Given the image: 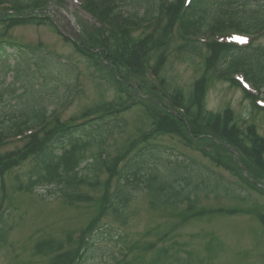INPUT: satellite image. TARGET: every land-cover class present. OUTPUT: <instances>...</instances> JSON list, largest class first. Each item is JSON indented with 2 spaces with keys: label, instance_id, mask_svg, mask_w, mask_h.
<instances>
[{
  "label": "trees",
  "instance_id": "1",
  "mask_svg": "<svg viewBox=\"0 0 264 264\" xmlns=\"http://www.w3.org/2000/svg\"><path fill=\"white\" fill-rule=\"evenodd\" d=\"M43 1L0 0V28L4 30L2 33L5 34L8 30L21 25L49 24L55 30V25L47 17L23 15L25 8L42 7ZM142 1L149 0H129V3L132 2L133 7L137 9L142 8ZM163 1L159 2V5L152 3L153 8L151 6L145 8L141 15L134 10L131 14L133 16L125 19L120 16L121 7H114V0H85L84 8L98 22V26L94 28L95 38L86 36L82 38L80 44H76L59 33L66 42H72L73 49L85 60L86 67L93 68L97 73L98 86L103 85L101 83L103 81L114 93L111 100L101 102L94 108L102 110L103 114L81 122L76 121L77 123L73 122L77 116L61 121L59 113L49 111L43 99L41 97L37 99L39 94L35 97L36 92H33L32 85L23 84L21 91L17 93L19 89L16 84L21 82V72L27 65H23L22 62L26 63L31 56H35L38 61L50 57L42 52L35 53L28 46L10 43L5 35L0 34L2 37L0 60L11 54L16 56L17 61L23 60L15 64L18 66L15 67L16 76L8 85L0 82V149L7 147L10 138L24 131H31L24 136L22 144L0 151V250L6 245L11 230V226H7V220L15 211V206L9 202L11 200L5 193L3 177L12 169L29 164L28 175L23 180L15 176L16 192H30L37 187L40 189L56 187L66 203L85 201L87 195H75L76 189L79 185L98 189L101 183L97 179V173L103 166L107 168L105 165L107 156L103 149H96L94 155H91L92 159L86 161L85 166L80 168V164L85 160V153L93 145L99 147V143L106 141L114 131L120 130L122 126L118 115L132 106H139L142 109L148 119V128L141 132L139 141L133 148L119 157L120 164L112 167L115 190L103 196L98 217L113 214L116 220H121L119 218L121 211L130 202V191L137 189L145 191L149 196L152 208L159 204L174 206L176 203L185 202L186 212L191 217L203 214L202 210L196 211L193 206L195 201L188 197L189 185L194 193L206 188L214 191L220 187L227 196L242 201L245 200L242 192L246 189L264 198V189L256 184L257 182L261 184L262 181L264 184V137L259 135L253 125H247L243 129L238 127L232 111L228 108L214 112L205 107L207 89L213 79L212 73L225 75L243 71L246 79L251 81L256 89L264 88V47L253 43L248 46L226 44L213 37L227 28L249 35L264 28V0H259L262 6L257 2L250 10L232 8V3L237 0H225L224 3L220 0H190L187 4L184 0H167L166 5ZM1 4H10L16 16L5 14ZM159 12L164 13L166 18L159 20ZM139 17L147 22L148 26L144 28L146 30L140 31V34H133L128 30L130 25L135 24L131 18ZM161 21H164V27L160 28ZM176 25L182 42L179 51L204 55L206 76L195 81L186 94L177 86L167 85L161 76L167 60L169 36L166 29L170 28L172 31ZM88 30L89 28L84 33ZM198 32L211 34L212 39L208 42L189 39V36L192 37ZM87 44H91L92 49ZM95 46L99 49L95 50L97 49ZM7 47L11 49L10 52L7 51ZM3 63L0 65L7 66L6 71L13 70L14 67ZM21 65L23 66L20 67ZM148 65L152 69V75L168 88L164 89L167 91L169 103L181 109V114L171 113L161 102L156 103L157 105L147 104L144 99L135 98L131 93L135 92V88L132 90L123 82V76L115 69L120 66L124 71L128 70L140 83L152 89L144 72V67ZM248 98L253 100L251 97ZM11 99H15L13 105L10 103ZM88 111L82 112L79 118L89 115ZM167 135L178 137L184 146L195 150L214 166L234 177L236 183L224 182L221 176L213 172L193 167L190 159L174 157V160H170L175 153L157 142L160 137ZM229 147L236 150L241 166L246 169L252 180L244 175L242 167L237 164ZM164 160L170 167H174L167 175L157 170L158 163ZM81 170L92 173V182L89 181L87 173L81 175ZM171 172L176 174L172 179ZM227 210L231 211L226 213L223 209H218L217 213H237L234 209ZM97 223L98 221L92 220L85 228L84 236L77 241L74 254L52 253L47 257V264H59V258L64 264H82L99 234L105 233L109 239L114 236L111 231L102 228L103 224L98 227ZM49 248L48 245L38 246L44 254ZM159 258L160 262L166 264L164 255L156 253L155 259Z\"/></svg>",
  "mask_w": 264,
  "mask_h": 264
},
{
  "label": "rangeland",
  "instance_id": "2",
  "mask_svg": "<svg viewBox=\"0 0 264 264\" xmlns=\"http://www.w3.org/2000/svg\"><path fill=\"white\" fill-rule=\"evenodd\" d=\"M162 1H142V8L136 9L132 2L126 0L121 8L124 13L130 14L136 10L141 15L145 8L152 7V3L159 5L158 3ZM257 2L259 0H237L232 3V8L250 10ZM41 3H44L42 10L37 7L24 10L37 16L42 14L47 17L55 25V30L49 24L21 25L8 30L5 34L0 28V34L32 48L35 53H45L50 59L38 61L35 56H29L30 59L24 63L23 60L17 61L16 56L11 54L6 59L0 60V64L5 62L9 67H14L13 70L6 71L7 66L0 65V82L8 85L16 76L15 67L18 66L15 64L22 62L23 65H27L21 72V82L16 84L19 89L17 93L21 91L23 84L32 85L33 92H36L35 97L39 94L37 99L41 97L49 111L59 112L61 121L74 116L79 117L85 110L93 113L96 110L94 108L101 102H107L114 97L113 90L103 81H101L103 85L98 86L97 73L93 68L86 67L85 60L73 49L72 42H66L57 28L74 41L78 39L81 41L86 36L95 38L94 28L98 26V22L76 1L45 0ZM163 3L166 5L168 1L164 0ZM245 5L247 8H241ZM211 11L209 15L212 14ZM158 17L159 20L166 18L164 13H160ZM132 21H136V24L140 22L136 18ZM163 24L164 21H161L159 27H164ZM88 28L89 30L84 33ZM143 30L146 29L138 28L132 32L140 34ZM166 34L169 36L167 60L162 75L171 85L181 88L186 94L195 81L206 76L204 55L200 57L188 54V56L186 52H180L179 45L182 42L176 28L173 27L172 31L167 28ZM250 37L248 36L249 39ZM257 37V39L253 38V41H257L255 44L264 47V33L258 34ZM200 38L209 40L210 37L201 35ZM88 46L90 48L92 45ZM96 48L95 50L99 49ZM64 63L68 64L63 65ZM115 69L123 76V82H126L132 90L136 87L135 90L139 93L131 92L135 98L144 99L147 104L163 102L160 93L152 92L140 83L132 72L130 75L128 70L124 71L120 66ZM115 73L117 75V72ZM235 78L242 80L240 77L235 76ZM237 80L227 82L226 79L213 78L207 89L205 107L214 112L228 108L232 111L234 122L238 127L243 129L247 125H253L259 135L264 137V111L251 107L247 96L232 84L238 82ZM101 91L102 95H100ZM261 92L264 96V89ZM14 102L15 99H11L12 105ZM163 103L166 105L165 101ZM118 116L122 128L114 131L103 143H99V147L93 145L85 153V160L80 164V168L85 166L86 161L92 159L91 155H94L96 149H103L106 153L107 169L119 165L117 159L130 151L137 143L141 132L148 128V119L139 106H132ZM157 142L169 147V150L175 153L170 160H174V157L190 159L193 167L213 172L221 176L224 182L236 183L234 177L214 166L195 150L184 146L178 137L167 135L160 137ZM18 144L20 141L12 142L0 151L12 149ZM158 164L157 170L165 175L174 169L165 160ZM29 168L30 165L26 164L12 169L3 177L5 193L11 200L7 198V201L15 206V211L7 220V226H11V230L6 245L0 250V264H47V257L52 253L74 254L77 241L82 239L83 231L92 220L98 221V227L103 224L102 228L111 231L114 236L109 239L105 233L99 234L82 264H163L160 262L161 258L155 259L156 253L164 255L166 264H264V198L253 191L244 190L245 192L242 193L245 195V200L242 201L227 196L220 187L215 188L214 191L206 188L194 193L189 185L188 197L195 201L193 206L196 211L202 210L203 214L191 217L186 212L185 202L176 203L174 206L159 204L152 208L150 198L145 191L131 190L130 202L121 211L119 217L124 221L122 224V221L116 220L113 214H103L98 217L103 196L115 190L114 173L105 170V166L97 177L101 183L100 187L97 189L88 185H79L75 195L85 194L87 199L71 204L63 201L56 187L55 189L37 187L30 192H16L15 176L23 180L28 175ZM188 170L191 173V170ZM86 173L89 181L92 182V173L81 170L82 176ZM175 175L171 172V179ZM125 190L129 189L125 188ZM218 209H223L226 213L231 211L227 209H234L237 213H217ZM39 245H48L50 248L44 254L38 249ZM59 264H64L60 258Z\"/></svg>",
  "mask_w": 264,
  "mask_h": 264
},
{
  "label": "snow or ice",
  "instance_id": "3",
  "mask_svg": "<svg viewBox=\"0 0 264 264\" xmlns=\"http://www.w3.org/2000/svg\"><path fill=\"white\" fill-rule=\"evenodd\" d=\"M231 39L238 43H247V38L246 37H241V36H234Z\"/></svg>",
  "mask_w": 264,
  "mask_h": 264
}]
</instances>
